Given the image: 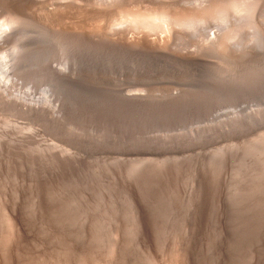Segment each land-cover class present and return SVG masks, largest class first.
I'll return each instance as SVG.
<instances>
[{
    "label": "rangeland",
    "instance_id": "374dc122",
    "mask_svg": "<svg viewBox=\"0 0 264 264\" xmlns=\"http://www.w3.org/2000/svg\"><path fill=\"white\" fill-rule=\"evenodd\" d=\"M0 77L16 264H264V0H0Z\"/></svg>",
    "mask_w": 264,
    "mask_h": 264
},
{
    "label": "bare ground",
    "instance_id": "6f19581e",
    "mask_svg": "<svg viewBox=\"0 0 264 264\" xmlns=\"http://www.w3.org/2000/svg\"><path fill=\"white\" fill-rule=\"evenodd\" d=\"M232 37V36H231ZM2 41V40H1ZM8 63V62H7ZM6 62H3V66L6 68L7 67V64ZM2 64V63H1ZM3 77V76H2ZM4 81L1 79L0 77V93L4 94L6 93V89H7V84L3 83ZM15 210V209H14ZM17 214H18V211H16ZM140 213V212H139ZM139 215V214H138ZM8 216V215H7ZM140 219V218H139ZM144 219V218H143ZM142 222V220H140ZM8 222H9V226H10V229L9 233H11L10 235L12 236L11 237V240L8 239L7 241V245L6 247H4L2 244L3 242L1 241L0 242V264H16V261H15V257L13 258L12 256L9 257L8 253L9 251L12 252V250L14 249V237L15 236H19L21 234V230H23V226L21 222H19V218L16 214H13L12 216H8ZM142 226V224H141ZM143 227V226H142ZM201 231V230H200ZM9 235V234H7ZM22 237V236H21ZM20 237V238H21ZM19 238V237H18ZM18 238L15 237V239H17L18 241ZM2 240V239H1ZM13 240V241H12ZM20 240V239H19ZM21 241V240H20ZM196 241V240H195ZM6 242V241H5ZM4 242V244H5ZM198 242V241H197ZM17 244V243H16ZM20 244V243H19ZM183 250V249H182ZM185 250V248H184ZM182 252V251H181ZM184 252V251H183ZM15 253V251H14ZM13 254V253H12ZM176 254V253H175ZM11 255V254H10ZM179 255V254H178ZM181 255V254H180ZM218 257V256H217ZM183 258V257H182ZM186 259V257H185ZM194 259V258H193ZM195 260V259H194ZM188 261V259H187ZM173 262V261H172ZM176 263V262H175ZM216 263V262H215ZM189 264V263H188ZM193 264V263H192ZM214 264V263H213Z\"/></svg>",
    "mask_w": 264,
    "mask_h": 264
}]
</instances>
